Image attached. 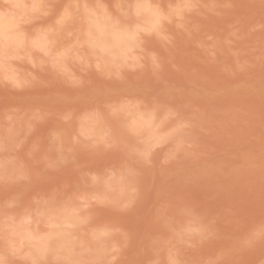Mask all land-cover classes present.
Listing matches in <instances>:
<instances>
[{"label":"rangeland","instance_id":"1","mask_svg":"<svg viewBox=\"0 0 264 264\" xmlns=\"http://www.w3.org/2000/svg\"><path fill=\"white\" fill-rule=\"evenodd\" d=\"M0 19V264H264V0Z\"/></svg>","mask_w":264,"mask_h":264},{"label":"bare ground","instance_id":"2","mask_svg":"<svg viewBox=\"0 0 264 264\" xmlns=\"http://www.w3.org/2000/svg\"><path fill=\"white\" fill-rule=\"evenodd\" d=\"M151 14H152V12H151ZM158 14L156 16H158ZM153 15H154V13H153ZM92 25L95 29L94 31H95V35H96V40H93V42L94 41L99 42V44L102 47L105 46V49H109L108 47L112 45L111 48L116 46L113 49H117V47H121L120 48V51H121V49L125 50V48H126V52H127V49L131 46L130 40H132L133 37L130 36L129 33L125 32L126 30H123V32H121V33L119 31V33H118L117 30H114L116 32H114L113 30L110 31V29L106 28L105 26H103L97 22H94V24H92ZM11 27H12V23H10L9 20L6 21L4 19H0V36L6 41V43L7 42L13 43V41L15 40L13 36L8 35V33H7V30ZM130 37H132V38L130 39ZM93 38H95V37H93ZM107 39L109 40L108 42H107ZM110 41L112 44L110 43ZM97 42H96V44H97ZM99 44H98V46H100ZM109 44H111V45H109ZM107 45H109V46H107ZM42 246L44 247V245H42ZM43 247H42V249H43Z\"/></svg>","mask_w":264,"mask_h":264}]
</instances>
